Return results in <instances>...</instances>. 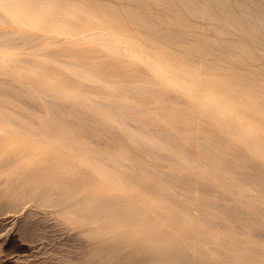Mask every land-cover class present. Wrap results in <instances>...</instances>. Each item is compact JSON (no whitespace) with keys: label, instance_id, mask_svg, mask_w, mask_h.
<instances>
[{"label":"bare ground","instance_id":"obj_1","mask_svg":"<svg viewBox=\"0 0 264 264\" xmlns=\"http://www.w3.org/2000/svg\"><path fill=\"white\" fill-rule=\"evenodd\" d=\"M179 2L189 12L216 22L219 33H227L233 27L258 43H264L260 34L264 31L262 0L237 2L239 11H234L228 0ZM212 5L225 13L224 21L217 17ZM134 11H126V14L142 27L178 43L183 38L178 36L179 31L175 33L157 19ZM102 14L108 21L115 16L110 9ZM99 16L89 4L74 0H0V26L16 25L0 29V152L9 143L5 135L17 133L16 129L20 133L29 131L28 137L43 141L45 127L51 131L56 127L55 133L61 137L60 126L43 116L31 118L35 126L15 118L9 110L16 108L5 105L1 97L3 91L12 90L18 101L46 103L47 112L53 116L61 112L75 127L80 128L81 122L100 129L98 135L107 139L112 136L105 129L117 128L125 132V149L133 147L143 152L142 161L123 151L106 152L67 139L69 148L78 147L90 153L93 162L76 160L65 151H59L47 155L35 167L17 169H21L17 176L10 177L16 170L2 176L8 183V195L15 196L14 206H19L26 198L43 206L58 205L79 189L85 192L88 182L113 180L118 185L116 190L88 189V198L72 208L70 215L96 225L104 224L110 231L115 229L120 238L139 242V252L146 257L147 264H260L264 261V245L251 241L250 232L264 229V199L246 197L242 192L246 187L256 192L264 187L260 184L264 182V81L258 83L243 74L241 77L237 70L214 76L201 70L227 69L181 52L179 56H165L159 51L140 48L139 42L134 43L115 30L108 33L95 30L103 22ZM21 24L36 32L25 35L28 28H20ZM33 39L38 40L36 45L41 44V52L30 53L31 58L14 57L21 49L17 44ZM55 42H60L62 47L49 50V45ZM205 42L208 47H223L247 57L252 55L243 44ZM187 47L197 48L195 45ZM229 59L239 62L235 53H231ZM20 61L27 67L18 64ZM7 65L15 70L17 84L2 77L11 72ZM32 69H40L44 75L34 76L30 73ZM24 79L33 81L25 82ZM62 84L73 85L74 90L68 91ZM89 87L92 88L90 92ZM168 99L182 101L187 106H173L179 112L171 113L165 104ZM80 113L84 117H80ZM7 122L13 127L6 125ZM129 125L138 131L129 129ZM217 139L222 140L220 148ZM54 140L61 143L57 137ZM179 140L195 142L204 152L194 154ZM19 148L28 150V145L10 148L0 156V166L19 159ZM211 148L220 153L213 155ZM234 148L242 150L241 160L230 152ZM160 158L169 159L177 168L159 171L147 165L150 159ZM193 167L227 178L218 179L216 184L196 182L190 174ZM137 169L148 174H138ZM232 177L242 181V187L231 184L228 178ZM168 178L187 180L190 186L193 183L195 191L200 186L209 190L210 196L196 197L186 188L167 187L162 181ZM127 181L149 188L156 199L136 200L128 196L122 191ZM209 206L227 209V217L211 214ZM180 208L186 212H180ZM258 213L261 217L254 215ZM211 224L224 229H210ZM236 226L243 231L233 230ZM259 233H255L256 236ZM257 252H261V256ZM133 255L130 251L127 257Z\"/></svg>","mask_w":264,"mask_h":264},{"label":"rangeland","instance_id":"obj_2","mask_svg":"<svg viewBox=\"0 0 264 264\" xmlns=\"http://www.w3.org/2000/svg\"><path fill=\"white\" fill-rule=\"evenodd\" d=\"M74 1L89 4L90 6H92L93 10H95L96 14L100 15L99 17L103 19V22L99 27L94 28L97 31L108 33L110 31L115 30V32H117L118 34L127 37L128 40L134 43L139 42L140 45L138 46H140V48H147L150 51H159L162 55L165 56H167L168 54L172 56L173 55L179 56L178 52H181V54L183 53L192 56L198 60L205 58L208 61V64L213 66H217L218 64H221V66L227 69L224 71L209 69V68H204L201 70L202 72L211 73L214 76L227 74L228 70L229 71L231 70L230 72L237 70L241 77L243 74L245 77H248L255 82L262 83L264 81V67H263L264 43L263 44L258 43L257 41L244 35L240 30H237L233 27L230 28L229 31H226L227 33L225 32L219 33L215 27V24H217L216 22L212 21L211 19L205 18L199 14H194L192 12H189L179 2V0H174V1L146 0L147 3H145V0L144 1L143 0L142 1L141 0H129V1L128 0H123V1L122 0H74ZM240 1L242 0H228V3L233 8L234 11H239L236 4L237 2ZM212 7L214 13L217 15L219 19H221V21H224L227 18L224 15L225 13H223L221 10L217 9L213 5ZM108 9H110L115 15L112 21H108L105 18H103L102 12ZM181 10H183L184 12ZM126 11L141 12L147 15L148 17L157 19L163 27H167L169 29L175 30L176 31L175 33L179 31L177 33L178 36L180 37L182 36L184 39L180 38V41L178 43L175 42L174 40H170L167 37L160 36L155 32H153L152 30L148 29L147 27L145 26L142 27L143 26L142 24H139L131 20V18L126 14ZM252 11H253L252 9L249 10V13ZM262 11L264 12V8L262 9ZM179 21L181 22V24H179ZM9 27L10 28L16 27V25L14 24L2 25L0 26V29L9 28ZM20 28L26 29L28 27L21 24ZM35 32H36L35 29L28 28V30H26L24 34L29 36ZM81 33L82 32H80L79 35H81ZM260 34L264 38V31H262ZM207 40L216 41L221 45H226V44L230 45L236 43L241 45L243 44L245 48H247L248 51L251 52L252 55L251 57H247L243 55L242 52L241 53L238 51L232 52L231 50H228L223 47H216V46L208 47L207 45H205L206 44L205 41ZM232 40L233 42H231ZM37 41H38L37 39H33L31 41L26 40L17 44L18 46H21V49L14 54V57L29 58L30 53L41 52L42 51L41 44L38 45L35 44ZM180 44H183V46H180ZM190 45H195L197 48L196 49L188 48L187 46ZM61 47L62 44L60 42H55L50 44L48 49L49 50L59 49ZM206 50L211 51V53L207 54ZM231 53H235L238 55L239 62H233L232 60L229 59ZM161 60H163V58H161ZM18 64L27 67V64L24 62L20 61ZM6 67L7 69H10L11 72L10 74L3 75L2 77L6 78L7 81L17 84L18 83L17 75L13 72L15 70L13 69L12 66L7 65ZM36 70L32 69L30 73L38 77L39 76L42 77L44 75V72H42L40 69H38L37 71ZM23 71L26 70L23 69ZM24 81L29 82L33 80L24 79ZM57 84L59 83L57 82ZM61 86L65 87L68 91L74 90L73 85L62 84ZM87 89L88 92L92 91L91 87ZM92 94H96V93H92ZM1 97L4 99L5 105H9L11 109L16 108V110H9V112H11V114L14 115L15 118L24 120L25 122H29L33 126H35V123L31 122V118L32 117L38 118L39 116H43L45 119L51 120L53 123L60 126L59 131L61 137L55 133L56 127H54L52 131L50 129H46L45 127L43 131L44 135H42L43 141L35 139L34 137H28L30 136L29 131L27 133H20L19 130L16 129L17 126L14 127V129L17 130V133L14 134L10 133L5 135V137L9 140V143L3 147V150L0 152V156L4 155L10 148L13 149L14 147H18L20 146V144H24V143L28 145V150H23L19 148L20 149V151L18 152V154L20 155L19 159L10 161L8 163H4L0 166V229H3V231L0 232V264H96V263L97 264H147L148 261L146 257H142V255L139 252V248H140L139 242H131L123 238H120L117 231H114L115 229L110 231L107 228H105L106 225L104 224L96 225L93 222L80 220V217L73 218L70 215L69 211L72 208L82 204L83 201H85L88 198V194H87L88 189L99 188L102 190L105 189L116 190L118 188L116 181L113 180L110 181L107 179H102V180L95 179L91 182H88L87 185H85V189H87L85 190V192H80L79 189L78 191L74 192L64 203L58 205L43 206L40 205L36 200L26 198L21 202L19 206L15 207L13 201L15 196L11 197L10 195H8L7 193L8 183L6 182L7 180L3 178L7 174L15 170L16 172H13L10 175V177L17 176L18 172L21 173V169L18 171L17 169L21 167H26V168L35 167L47 155L49 154L55 155V153L59 151H65L72 158L76 160H81V161L89 160L93 162V157L90 155V153L78 147H75L73 149L69 148L68 143H66L67 139H72L73 141L80 142V144L82 145L87 144L93 148L106 152L113 150L123 151L126 152L131 158H136L140 161H142L141 156H143L144 153L143 152L141 153L140 151L136 150L133 147H129L128 148L129 151L125 149L126 147H124V145H125V141L127 140V136L125 132L123 133L121 130H118L117 128L105 129V131H108L107 133L110 136H112L111 139L110 137L107 139L106 136L98 135L100 129L95 130L93 128H90V126L85 125L81 122H80L81 125L80 128L75 127L71 122H69V120L66 121L67 119L63 117L64 114L61 112H59V116L58 115L53 116L50 112H47L45 108L46 103L30 102L28 104L18 101L19 99H16L18 98V96L13 94L12 90L3 91ZM11 102L14 104H11ZM32 104H34V106ZM165 104L169 107V111L171 113H177V114L179 111L176 110L173 106L176 105H181L183 107L187 106L184 102L177 101L176 99H168L166 100ZM35 106L38 108H36ZM61 106L64 109L66 108L65 104H62ZM35 108L38 110H35ZM80 117H84V115L80 113ZM110 120L114 122L113 118H111ZM6 125H8L9 127H13V125L9 124L8 122L6 123ZM128 128L134 131H138L137 129H135L133 126L130 125L128 126ZM115 132L120 133V135L116 134ZM55 137H57L59 142L61 143L55 142L54 140ZM216 142L218 148H220L222 145L221 144L222 140L217 139ZM179 143L185 145L186 148L191 150L194 154H198L199 152H204V149L200 148L198 144H196L195 142L186 143L182 140H179ZM173 149L177 150L176 147H173ZM212 152L213 155H217L220 153L218 150L211 148V153ZM230 152L236 157H238V160L242 159V154H243L242 150L238 148H234ZM205 155L208 157L206 152ZM220 155L222 157H226L224 154H220ZM150 160H151L150 163L148 162L147 165L155 170L162 171L169 168H175V169L177 168V166L174 165L169 159L166 160L160 158V159H150ZM230 160L232 159L230 158ZM246 170H249L251 172L253 171L252 168L250 169L246 168ZM135 172L138 174L142 172L144 174H148L145 171H141L138 169ZM190 174L193 175L198 180V181L196 180V182L212 181L213 183L216 184L218 179L227 178V176L223 177L219 174L205 172L195 167L190 168ZM228 179L230 183L233 184L235 187H239V188L242 187V181L234 179L233 177ZM162 183L167 187L170 185H175L179 189L186 188L190 190L189 193H191L196 197H201L204 195L210 196L209 194L211 193L209 190L205 191L203 190L204 188L201 189L200 186H197L199 190L196 189L198 191H195L192 185L193 183H191L190 186L187 180L168 178L166 181H162ZM260 184L264 186V182H261ZM123 185H124V189H122V191L126 193L128 196L129 195L132 196L136 200L145 199L147 197L156 199L155 195L151 193V191H149V188L136 185L132 181H127L123 183ZM210 187H211L210 189H213L212 186ZM263 188H261L260 191L256 192L254 191V189L252 190L251 187H246L243 192L241 189V192L246 197L256 198L258 196L259 198L257 197V199H264ZM176 196L179 197V193H177ZM218 198H220V196ZM220 199L226 200V198L223 196ZM241 206L244 207V205ZM209 207L208 209L211 212V214L213 215L217 214L220 216L225 215L227 217V213H226L227 209L223 207H216V208L215 207L213 208L211 206ZM222 210L226 214L221 212ZM179 211L184 213L186 212L184 208H180ZM254 215H258L259 217H261L260 213ZM235 217L238 218V214H236ZM20 220H24V221L38 220L43 224L44 227L41 229L39 242H36L35 240L32 239L25 240V237L20 235L18 232L13 231L16 222ZM240 220H242V216ZM230 226L232 228V223H230ZM208 227L210 229H214L217 231H222L224 229L223 227L218 226L217 224H211ZM233 230L237 232L243 231L242 228L238 226L234 227ZM259 232L263 234L260 235ZM255 233H259V234H257L256 236ZM262 235L264 236V229L262 228L260 229L258 228V230L254 229L253 231L250 232V239L251 241H256L257 243L264 245V237ZM130 251L134 255L128 258L127 255L130 253ZM256 254L261 256V252H257ZM260 264H264V261L260 262Z\"/></svg>","mask_w":264,"mask_h":264},{"label":"snow or ice","instance_id":"obj_3","mask_svg":"<svg viewBox=\"0 0 264 264\" xmlns=\"http://www.w3.org/2000/svg\"><path fill=\"white\" fill-rule=\"evenodd\" d=\"M262 8H264V0H262ZM262 22H264V12H262ZM43 227V224L38 220H20L16 222L13 231L25 237V240L32 239L39 242L41 229ZM2 231L3 229H0V232Z\"/></svg>","mask_w":264,"mask_h":264}]
</instances>
